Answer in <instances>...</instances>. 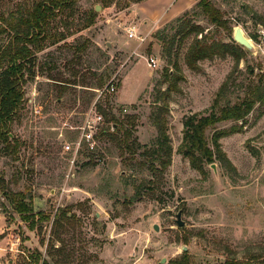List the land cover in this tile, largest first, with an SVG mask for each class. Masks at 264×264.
Segmentation results:
<instances>
[{"label":"rangeland","instance_id":"374dc122","mask_svg":"<svg viewBox=\"0 0 264 264\" xmlns=\"http://www.w3.org/2000/svg\"><path fill=\"white\" fill-rule=\"evenodd\" d=\"M127 1L79 0L68 29L55 25L66 39L37 54L35 76L24 86L21 109L9 128L18 153H6L0 143V180L8 191L25 192L34 212L52 218L63 209L72 220H63L54 235L51 222L31 232L0 190V264H30L36 250L50 264H168L183 247L194 264H220L264 247V114L259 116L264 105L255 106L245 126L226 121L206 131L209 142L214 130L236 128L219 140L226 162L204 164L201 174L178 153L183 119L208 114L235 67V86L220 107L242 100L250 81L264 88V0H207L228 30L210 24L196 0L191 10L149 35H141L127 18L133 6L125 8ZM14 4L4 0L1 10ZM90 11L96 13L94 24L81 30ZM183 22L202 28L209 41L235 45L233 32L240 28L253 50H245L237 65L227 56L200 62L199 71H191L184 56L192 36L184 42L182 34L177 36ZM130 26L143 43L126 37ZM172 37L167 57V45L158 38ZM4 40L0 37V44ZM83 42L86 50L74 53ZM150 57L157 69L148 67ZM165 70L183 80L168 102L172 156L160 173L148 169L152 157L146 151L157 135L150 114L161 106L159 91L169 85ZM111 83L115 91L108 93ZM91 111L102 117L98 125L91 123L94 148L81 143L77 149L86 120L95 122ZM109 127H114L111 134Z\"/></svg>","mask_w":264,"mask_h":264},{"label":"trees","instance_id":"16d2710c","mask_svg":"<svg viewBox=\"0 0 264 264\" xmlns=\"http://www.w3.org/2000/svg\"><path fill=\"white\" fill-rule=\"evenodd\" d=\"M3 1L0 0V37L5 36L6 40L0 44V143L4 146L3 151L6 153L17 154L18 141L11 136L9 128L21 109L24 100L23 88L35 76L37 54L66 39V35L59 32L55 25L58 23L68 29L69 18L74 16L79 0H15L16 4L7 11L1 10ZM142 1L144 0H128L125 8H128L130 4ZM109 3H105L103 7H108ZM195 7L201 10L210 24L216 28L228 30L226 20L212 3L200 0ZM95 18L96 13L90 11L80 29L85 30L91 27ZM262 22L264 28V20ZM56 33L59 35L57 36ZM179 34H182L180 41L183 42L192 36L184 56V63L191 71H199L200 62L227 56L231 57L237 65L247 53L245 49L233 42L226 44L209 41V37L203 34V29L194 24L183 22L178 29L177 36ZM158 40L167 45L168 56H166L169 57L175 37L169 40L158 38ZM85 44L86 42H83L74 46V53L79 54L85 51L87 47ZM173 66L180 72L176 62ZM234 70L215 94L208 114L194 113L186 116L182 121V141L178 153L188 160L192 169L201 174L204 171V164H212L215 160L226 162L219 140L237 130L236 128L230 132L214 130L209 142L205 136L206 131L216 124L226 121L240 122L245 126L247 117L253 112L255 106L264 105L263 86H260V81L257 84L250 81L245 86L246 95L242 100L234 105H229L227 101L220 107L230 94L231 88L235 86V83L231 82L232 76L236 72ZM249 73L253 75V70L250 69ZM164 77L165 83H169V85L163 92L159 91L156 102H159L161 106H157L150 114L151 123L157 132L156 140L153 147L146 151L152 157L148 169L160 173L170 166L172 156V147L167 133L168 102L171 93L179 92L177 84L183 80L181 74L174 76L169 70H165ZM101 85L102 83H100V87ZM263 114L264 111L259 116ZM110 120H115V117L112 115ZM113 129L114 127H109L107 134H111ZM251 154L255 157L258 155L254 149H251ZM0 190L12 206L13 211L22 222L27 224V228L31 232H38L41 230L42 224L51 222V233L54 235L55 231L61 227L63 220H72L67 216L68 211L63 209L56 210L52 218L44 212H34L32 201L27 198L25 192L8 191L1 180ZM182 242L187 245L188 240L184 238ZM50 247L53 245H49ZM30 264L50 263L36 250L30 256ZM168 264H194V262L190 254L185 251L179 257L170 260ZM220 264H264V247L241 259L227 258Z\"/></svg>","mask_w":264,"mask_h":264},{"label":"crops","instance_id":"0c3cea01","mask_svg":"<svg viewBox=\"0 0 264 264\" xmlns=\"http://www.w3.org/2000/svg\"><path fill=\"white\" fill-rule=\"evenodd\" d=\"M196 0H144L133 4L127 18L134 22L141 35L152 31L191 10Z\"/></svg>","mask_w":264,"mask_h":264},{"label":"built area","instance_id":"2783aa9c","mask_svg":"<svg viewBox=\"0 0 264 264\" xmlns=\"http://www.w3.org/2000/svg\"><path fill=\"white\" fill-rule=\"evenodd\" d=\"M126 31V37L130 40H137L140 43H143L145 38L141 37V35H137V31L136 28L134 26H130L125 28ZM147 65L149 68L151 69H157L158 66V62L150 57L148 59H146ZM106 91L108 93H112L115 91V87L114 85L111 83L107 86ZM99 93H103V92H99ZM91 113L93 114V117H91V121L94 120L95 122H90L88 120H86L84 126L81 129V133H80V141L76 143V148H80L81 143L86 144V147H88L89 149H93L94 148V136L93 133L91 132V130L95 127L92 126L91 123H94L95 125H98L101 121H102V117L100 115H97L94 111H91Z\"/></svg>","mask_w":264,"mask_h":264},{"label":"water","instance_id":"95a60500","mask_svg":"<svg viewBox=\"0 0 264 264\" xmlns=\"http://www.w3.org/2000/svg\"><path fill=\"white\" fill-rule=\"evenodd\" d=\"M233 41L238 44L239 46H241L242 48H244L247 51H252L253 50V45L251 44V42L244 36L242 30L240 28H235L234 32H233V36H232ZM211 167L214 169V165H211ZM180 212L177 213L176 215V224L178 227H181L183 225V223L180 221ZM154 230H157V226H154ZM187 250V248L183 247V252H185ZM163 263L165 260H162Z\"/></svg>","mask_w":264,"mask_h":264}]
</instances>
